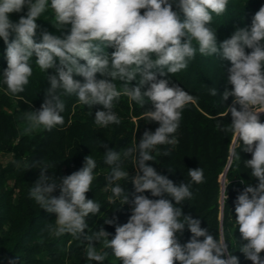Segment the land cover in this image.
I'll return each instance as SVG.
<instances>
[{
	"label": "clouds",
	"instance_id": "1",
	"mask_svg": "<svg viewBox=\"0 0 264 264\" xmlns=\"http://www.w3.org/2000/svg\"><path fill=\"white\" fill-rule=\"evenodd\" d=\"M228 4L229 0H50V3L49 0H0V38L7 44V68L3 75L6 94L18 97L25 91L33 75L30 62L34 56L41 71L55 69L48 76L50 87L41 107L24 111L18 117L21 136L51 132L63 126L67 96L77 97L80 104L89 108L102 105L104 110L96 111L94 120L101 128L121 123L114 112L115 102L121 96L140 107L146 101L154 105V110L142 115V119L159 123L154 132L146 130L138 144L121 152L105 151L104 162L112 166L106 189L112 195L107 201L114 204L119 199L121 204L134 205L128 222L116 227L112 239L103 228L85 233L86 217L99 213L101 206L86 198L97 167L92 155L85 157L80 170L61 178L47 174L49 168L55 167L51 163L37 161L30 165L26 160L12 161L17 170L41 168L28 195L48 213L56 214L55 224L46 226L49 236L70 234L87 241L84 248L87 261L103 264L109 256L107 250L97 251L98 242L104 249H110L120 264H239V258L228 252L222 233L216 239L201 227L199 219L185 215L176 206L193 198L191 184L204 182V170L189 169V182L177 185L146 163L156 161L153 151L157 155H170L169 149L161 153L157 146L175 147L182 111L193 102L188 92L179 86H169L168 79L158 77L187 69L199 52L205 57L218 56L231 62L227 77L231 87L221 98L226 102L232 97L233 101L219 115L230 113L232 120L227 127L217 125V128L230 132L234 145L242 141L243 151L252 153L245 166L259 183L257 187L247 186L238 196L235 223L241 238L247 241L239 250L253 264H264L261 256L264 253V123L259 117V113H264V6L254 14L250 28H238L218 44L216 31L209 25L213 14L222 15ZM25 6L26 15L18 22L10 20V13L22 12ZM48 10L53 13L51 23L57 29L71 25L70 31L61 37L45 30L42 41L36 42L34 37L40 27L37 20ZM13 33L15 39H10ZM108 48L114 51L109 53ZM97 74L103 78L97 79ZM74 75L83 77V82L74 79ZM137 79L136 86H130ZM117 80L125 82L120 89L114 83ZM209 91L213 97L218 95L215 87ZM122 158H132V164L137 167L134 177L122 169ZM123 179H131L134 185L136 194L131 201L119 183L113 186L114 181ZM58 186L61 194L56 197L52 193ZM146 191L160 198L150 199L143 195ZM165 194L170 199L164 198ZM106 223L114 221L107 219ZM186 227L192 237L182 244L177 233L182 236ZM226 254L228 258H224Z\"/></svg>",
	"mask_w": 264,
	"mask_h": 264
},
{
	"label": "trees",
	"instance_id": "2",
	"mask_svg": "<svg viewBox=\"0 0 264 264\" xmlns=\"http://www.w3.org/2000/svg\"><path fill=\"white\" fill-rule=\"evenodd\" d=\"M261 6H264V0H229L226 12L220 16L213 14L209 27L216 31L218 44L230 38L238 28H250L254 14ZM27 11L25 6L22 12L10 13L9 18L18 22ZM52 18L50 10L38 18L37 24L40 27L34 37L36 42L42 41V32L45 30L61 37L70 31L71 25L57 29L51 23ZM10 39H15V33ZM6 48L7 44L0 38V153L12 156L6 162L0 159V264H100L97 261H87L84 252L87 241L75 239L70 234L58 238L49 236L46 226L55 224L56 214L48 213L28 195L39 178L41 168L32 166L17 170L12 161L26 160L30 165L37 161L51 163L55 167L49 168L47 174L61 178L80 170L85 165V157L92 155L97 161V167L86 198L95 200L101 206L99 213L86 217L88 228L85 233L103 228L110 234L109 239H112L116 227L128 222L134 205L131 202L121 204L119 199L114 204L107 201V197L112 195L106 190L112 166L104 162L105 151L114 149L121 152L134 143L138 144L146 130L154 132L160 126L159 123L142 119L145 111L154 110V105L146 101L140 107L135 102H130L126 96H121L114 107L121 123L101 128L95 125L94 120L96 111L104 110L102 105L89 108L80 104L77 97L67 96L64 97L66 108L62 113L65 120L63 126H57L51 132L21 136L18 117L24 111L38 110L41 107L46 98V90L50 87L48 76L54 74L55 69L50 68L47 73L41 71L35 64L34 56L30 62L33 75L29 78L25 91L18 94V97H10L6 94V85L3 83L7 68ZM107 51L111 53L114 48H108ZM246 51L250 52L251 49ZM56 63L58 66V58ZM230 67L231 62L226 59L218 56L205 57L197 52L187 69L168 77H158L168 79L169 86H179L188 92L193 96V102L182 111L180 127L175 133L178 140L175 147L157 146L161 153L169 149L170 155H157L153 151L156 161L146 163L177 185L189 182V169L202 168L204 182L192 183L190 190L193 198L176 206L181 207L185 215L199 219L201 227L216 239L222 233L228 244V252L239 258V264H253L239 250L241 244L247 241L241 238L235 223L238 196L247 186L257 187L259 183L257 178L251 176V169L245 166L246 160L252 158V153L243 151L242 141L233 146L232 134L217 128V125L227 127L232 120L230 113L223 117L219 115L233 101L232 97L226 102L221 98L222 93L231 87L227 83ZM102 78L97 74V79ZM74 79L81 82L84 80L78 75H74ZM137 82L138 79L130 82V86H136ZM114 83L120 89L125 82L117 80ZM212 87L218 92L215 97L210 95ZM259 117L264 123V114ZM122 169L128 171L130 177L137 173L132 158L123 159ZM224 174L226 177L223 182ZM57 183L59 184V179ZM116 183L129 193L131 201L136 194L131 179L114 181L113 186ZM60 194L58 186L52 195L59 197ZM143 195L150 199L160 198L152 196L150 191ZM164 198L170 199L167 194ZM107 219L114 223H106ZM177 235L182 244L192 237L187 227L182 236L179 233ZM199 239L203 240L204 237ZM96 247L97 251L109 252L103 264H120L111 255L110 249H104L102 243L97 242ZM261 256L264 257V253ZM224 258H228L227 254Z\"/></svg>",
	"mask_w": 264,
	"mask_h": 264
},
{
	"label": "rangeland",
	"instance_id": "3",
	"mask_svg": "<svg viewBox=\"0 0 264 264\" xmlns=\"http://www.w3.org/2000/svg\"><path fill=\"white\" fill-rule=\"evenodd\" d=\"M12 158L11 155L0 153V159L4 162L10 160Z\"/></svg>",
	"mask_w": 264,
	"mask_h": 264
},
{
	"label": "water",
	"instance_id": "4",
	"mask_svg": "<svg viewBox=\"0 0 264 264\" xmlns=\"http://www.w3.org/2000/svg\"><path fill=\"white\" fill-rule=\"evenodd\" d=\"M261 114H264V113H259V115H261ZM233 146H235V145L233 144ZM225 177H226V174H224L223 177H222L223 182L225 181Z\"/></svg>",
	"mask_w": 264,
	"mask_h": 264
}]
</instances>
